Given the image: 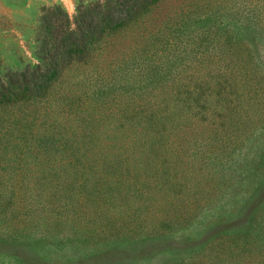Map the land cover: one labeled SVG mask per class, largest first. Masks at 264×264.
<instances>
[{
	"label": "trees",
	"instance_id": "obj_1",
	"mask_svg": "<svg viewBox=\"0 0 264 264\" xmlns=\"http://www.w3.org/2000/svg\"><path fill=\"white\" fill-rule=\"evenodd\" d=\"M154 1L79 10L73 29L61 8L42 10L39 63L0 78V247L80 241L104 264L125 234L187 229L205 207L222 225L190 264H264V155L237 169L243 192L222 178L217 201L214 186L201 197L264 128V79L227 22L255 11L264 25V6Z\"/></svg>",
	"mask_w": 264,
	"mask_h": 264
},
{
	"label": "rangeland",
	"instance_id": "obj_2",
	"mask_svg": "<svg viewBox=\"0 0 264 264\" xmlns=\"http://www.w3.org/2000/svg\"><path fill=\"white\" fill-rule=\"evenodd\" d=\"M109 0H0V78L5 74L13 72H23L27 67L34 68L39 63L37 52L41 48V40L43 34H40L38 28L41 26L42 10L51 9L54 7L61 8L70 20V27H75V18L79 10L85 11L98 6L102 9L107 6ZM115 1V0H114ZM182 0H155L151 6L171 7L178 6ZM210 2V6H250L249 10H253L254 6H264V0H206ZM205 3V1H203ZM254 11V10H253ZM259 20L257 21V19ZM257 12L249 15L242 14L235 18H229L227 22L231 25L232 31L236 37L245 42L250 51L251 61L255 64V68L260 77L264 79V29H260L262 21ZM237 26L238 30H235ZM123 37L121 40L132 39L135 34L134 28H129L127 31L120 32ZM147 36V34H145ZM215 114H208V117L218 118ZM223 116V115H221ZM221 116L219 120L221 119ZM256 155H264V128L258 129L250 138L243 141L238 148L230 152L229 157L223 162L222 167H218V175L216 180L210 182V177L203 181L202 201L209 200L211 202L215 195L214 201H217L219 196L220 181L226 186L225 191L232 194L234 189L240 187L244 191L246 182L237 172V169L242 166H249L252 159ZM237 154H240V160L237 159ZM236 155V156H235ZM248 162H243V158ZM248 180V177H245ZM241 184V185H240ZM214 186L215 194L210 189ZM210 187V188H209ZM245 197H248L247 195ZM262 196L255 198L260 200ZM249 198V197H248ZM160 207L164 206V200L161 198ZM230 202L233 203L231 200ZM234 202H237L234 200ZM158 206V205H157ZM142 210V207L140 208ZM161 212V210L159 209ZM209 210L201 207L197 212L199 215L198 224L192 227L190 223H185L182 227L187 229L164 231L161 234L149 235V232L143 231L139 235L131 236L125 234L121 238V246L114 248V251L104 261V264H190L188 257L192 256L193 252L200 248L201 243L206 242L214 233L221 227L222 223L211 216ZM262 214L258 213L260 217ZM141 218V217H139ZM138 218V219H139ZM239 219V215L237 216ZM258 222V221H257ZM257 224V223H255ZM255 230L262 231L260 225L254 227ZM135 234V233H132ZM75 241L72 244L60 246L58 249H47L37 253L27 249V245L20 244V247H0V264H22L23 255L27 253L37 256V258L47 264H79L84 263L80 258L90 256L87 263H93L92 252H95L86 247L85 244ZM2 246V245H0ZM100 246V245H99ZM101 247V246H100ZM117 251V254H114ZM20 254V259L19 255ZM72 262H69L70 258ZM79 256H81L79 258ZM210 264V263H209Z\"/></svg>",
	"mask_w": 264,
	"mask_h": 264
}]
</instances>
